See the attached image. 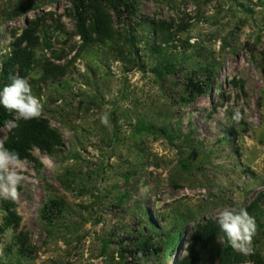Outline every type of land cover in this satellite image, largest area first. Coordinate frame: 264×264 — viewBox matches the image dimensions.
Returning a JSON list of instances; mask_svg holds the SVG:
<instances>
[{"label": "rangeland", "instance_id": "rangeland-1", "mask_svg": "<svg viewBox=\"0 0 264 264\" xmlns=\"http://www.w3.org/2000/svg\"><path fill=\"white\" fill-rule=\"evenodd\" d=\"M72 3L0 0V71L27 27L40 36L17 80L0 77V102L22 91L19 119L63 141L23 161L0 151V223L3 200L21 217L0 264H173L194 227L264 192V0H140L134 14L107 9L109 37L88 20L87 39ZM190 82L206 93L188 100ZM50 200L61 210L47 220Z\"/></svg>", "mask_w": 264, "mask_h": 264}, {"label": "trees", "instance_id": "trees-1", "mask_svg": "<svg viewBox=\"0 0 264 264\" xmlns=\"http://www.w3.org/2000/svg\"><path fill=\"white\" fill-rule=\"evenodd\" d=\"M138 2L140 0H73L75 18L81 36L87 39L90 31L95 29V31L100 30L103 36L109 37L111 28L107 9H113L119 16L123 12L134 14ZM88 20L95 22L94 29L93 25L87 27ZM152 24L156 31L162 30V26L158 23L152 22ZM37 31L36 27L29 26L14 40L11 57L2 61L0 77L15 82L17 79L14 69L16 67L21 69L32 62L33 50L40 44ZM209 78L210 76L208 80ZM187 88L188 100H192L206 93L207 84L190 82ZM22 96V91L14 90L0 102V128L12 126L7 138L0 143V151L14 161L31 159L35 149L53 154L55 149L63 146L61 135L43 119L36 117L19 119L24 104ZM141 128L152 130L151 126L143 125L139 130ZM231 131L236 139V129L232 127ZM3 209L6 214L3 222L0 223V236L8 230H16L21 221L14 201L3 200ZM55 210H61V203L50 200L41 208V214L45 219L51 220L48 214ZM172 234L169 233L167 238L170 241L168 245L170 249L172 248L171 253L174 254L177 249L173 246L179 240L185 239L186 235L181 229L177 230L174 236ZM17 241L23 247L27 243L24 236L18 237ZM186 243L188 254L173 264H264L262 252L264 251V192L257 194L243 208L228 211L224 217L209 219L198 224L186 238ZM152 246L154 245L151 241L146 239L143 244L130 251V254L135 255V260L140 261L152 254L150 253ZM153 250L158 253L162 249L154 247Z\"/></svg>", "mask_w": 264, "mask_h": 264}]
</instances>
